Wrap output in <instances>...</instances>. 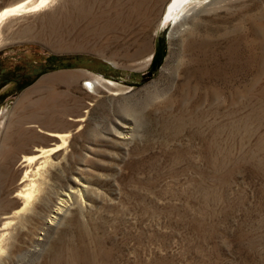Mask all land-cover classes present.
Here are the masks:
<instances>
[{
	"label": "rangeland",
	"instance_id": "rangeland-1",
	"mask_svg": "<svg viewBox=\"0 0 264 264\" xmlns=\"http://www.w3.org/2000/svg\"><path fill=\"white\" fill-rule=\"evenodd\" d=\"M19 1L0 0V10ZM170 2L60 0L6 24L57 30L0 46L31 84L0 107V236L21 237L8 246V264H264V0L207 5L180 36L171 34L175 22L162 35ZM84 8L91 15L76 21ZM160 42L166 55L154 67ZM228 47L243 66L214 74V57L224 62ZM52 54L57 68L36 77ZM93 75L117 86L92 92ZM212 86L218 101H200ZM127 122L135 129L122 145L112 130ZM47 132H65L66 148L25 162L61 144ZM75 179L91 187L88 209L50 226L58 193ZM19 191L35 192L40 213L22 231Z\"/></svg>",
	"mask_w": 264,
	"mask_h": 264
},
{
	"label": "bare ground",
	"instance_id": "bare-ground-1",
	"mask_svg": "<svg viewBox=\"0 0 264 264\" xmlns=\"http://www.w3.org/2000/svg\"><path fill=\"white\" fill-rule=\"evenodd\" d=\"M217 1L219 0H171L164 22L166 21L167 23L175 22L174 25L176 26L172 29L171 34L172 36H177L179 34V32H177V28H183L184 30H186L187 28L186 24L189 21L194 23L196 16L206 12L207 5L213 4L214 2ZM58 2H60V0H21L15 4H12L10 6L1 9L0 10V46H2L3 44H8L16 41L35 40V39L38 40V39H45L54 36L57 33V30L55 29L53 24L47 27L42 26L40 28V31L37 33H35L33 29H30V26H21L17 30L10 29L9 31L8 25L6 24L11 19L14 18H20L26 15L30 16V15H36L41 12H46L47 9L57 4ZM75 5L76 4L74 1L72 6ZM59 11L60 10H57L56 12ZM76 11L78 12L77 19H75L76 21L84 20L85 18H88L91 15V11L87 8L76 9ZM66 19L69 20L68 18ZM111 24H112L111 20L108 19L106 25L110 26ZM203 43L204 42L202 41L198 44H203ZM224 57H225L224 62L220 61L219 56L214 57V61L216 62V68L213 72L214 74L217 75L227 74L228 76H231L232 70L236 68L237 63L241 62L242 55L236 53L235 51L233 52L232 47H228L226 48ZM238 65L243 66V63H239ZM61 78L71 83V80L74 79V76L67 75ZM87 82H89L88 87L92 92L94 91L97 92L99 88L109 89L113 91L114 90L113 88L117 86L115 82L96 75H93L89 80H87ZM211 88H212L211 91L206 90L205 93H201L199 99L200 101L203 100L211 101V105H214L213 102L218 101L220 92L214 89L213 86ZM160 96H162V94L160 92H157L156 98H159ZM54 114H55L54 111L46 113V116L50 119L47 120L48 122H51L50 125L56 124V121L53 119ZM70 120L74 122H78L81 119L74 120L70 118ZM121 127H122L121 130L118 129L112 130L114 135L113 138H115V141L119 144L122 145L128 144L129 139L133 137L135 122H127L121 125ZM43 133L46 132L43 131ZM47 134L51 138L59 139L61 144H57L53 148L47 150L41 149L40 155L32 156L29 159H25L24 160L25 162L33 163L36 160L42 158L44 154L46 155L55 154L66 148V145L68 143V135L65 132H47ZM9 156L10 154L7 155V157ZM47 163L48 161L44 160L37 166V168L40 169L41 166H44ZM27 174L28 171L25 173L24 178L27 177ZM75 184L76 185L68 186L66 189L61 190L58 193L56 198V204L49 211L50 215L48 219V224L50 226L55 225V223L60 219V216H62L69 209L75 208V209H79L80 211L88 209L89 204L87 201L89 200L87 199H89L88 196L91 193L90 185L87 184L86 182H81V180L78 179H75ZM31 185L34 186V182ZM15 197L23 200V204L21 208L16 211V213L20 215V217L18 218V221L15 225V230L22 231L24 228L27 227L29 222H31L32 220H36L37 217L40 215V213L37 211L35 207V203L38 200L36 199L35 192L32 193L30 191H19L15 195ZM41 207L44 208L47 206L44 202H42ZM10 225L11 222H6L5 225L1 228V230L8 228ZM6 236L7 235L0 236V264H8L7 263V259L9 257L8 246L12 245L13 242L15 244L16 242L18 243L21 238L20 234L14 235V232L9 234L7 238H5ZM4 240L7 242V244L5 243L6 246L4 245ZM21 260L22 257L17 260V263L19 264ZM17 263L15 260L12 259L9 260V264H17Z\"/></svg>",
	"mask_w": 264,
	"mask_h": 264
},
{
	"label": "flooded vegetation",
	"instance_id": "flooded-vegetation-1",
	"mask_svg": "<svg viewBox=\"0 0 264 264\" xmlns=\"http://www.w3.org/2000/svg\"><path fill=\"white\" fill-rule=\"evenodd\" d=\"M59 57L60 56H56L53 54L49 56L48 57L49 60H46V64L44 65L43 68H41L40 70L41 72L36 77L39 78L40 76L45 74L44 72L45 68L47 69L57 68V66L59 65V61L57 60V58ZM50 59H55V60L52 61ZM67 63L69 62L66 61V59H64L63 64L67 65ZM27 72L26 69L19 62H16L14 64L13 63L7 64L6 62H4V58L0 54V107L1 104L7 102L8 98H10L16 93H21L24 89H26L31 85L28 84L30 83L29 81L25 80V77H27L28 75ZM31 74H33V72L29 73V75ZM10 85H12V88L9 87Z\"/></svg>",
	"mask_w": 264,
	"mask_h": 264
},
{
	"label": "trees",
	"instance_id": "trees-1",
	"mask_svg": "<svg viewBox=\"0 0 264 264\" xmlns=\"http://www.w3.org/2000/svg\"><path fill=\"white\" fill-rule=\"evenodd\" d=\"M165 55H166V47H165V44L164 42H160L157 49H156V52H155V55H154V58H153V66L155 67H160L163 63V60L165 58Z\"/></svg>",
	"mask_w": 264,
	"mask_h": 264
},
{
	"label": "water",
	"instance_id": "water-1",
	"mask_svg": "<svg viewBox=\"0 0 264 264\" xmlns=\"http://www.w3.org/2000/svg\"><path fill=\"white\" fill-rule=\"evenodd\" d=\"M162 25H163V26H162V28H161V31H162V32L164 31V32L162 33V35H164V34H165V29H166L167 27H169V23H167V21H166V22H163ZM150 76H151V73H149V77H150ZM18 94H19V93L14 94V95L11 96L10 98H8V100L12 98L11 100L14 101V100L16 99V96H18Z\"/></svg>",
	"mask_w": 264,
	"mask_h": 264
}]
</instances>
